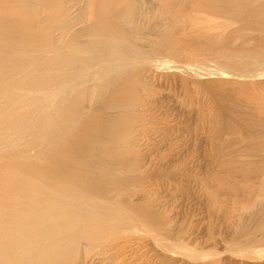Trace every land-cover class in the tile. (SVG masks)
<instances>
[{
  "label": "bare ground",
  "instance_id": "1",
  "mask_svg": "<svg viewBox=\"0 0 264 264\" xmlns=\"http://www.w3.org/2000/svg\"><path fill=\"white\" fill-rule=\"evenodd\" d=\"M199 23L207 28L200 29ZM197 24L200 32H210L207 43L201 40L203 46ZM247 31L250 37L255 34L252 46L240 42L249 37ZM110 50L147 57L135 59L129 53L127 58L123 51L120 55L126 58L110 60L106 69L100 66L91 74L95 62L102 61L92 56ZM203 50L225 54L220 55L224 59L230 54L232 59L226 60L231 68L249 70V64L237 59L241 52L256 59L264 55V0H0V264H160L155 260L162 257L165 263L167 255L168 262L180 255L185 264L200 263L206 251L195 253V244L186 240L189 250L182 233L171 226L176 218L157 205L159 188L178 185L184 193L192 178L202 183L212 207L223 195L243 196L238 211L246 217L233 224L234 242L254 234L264 240V92L246 83L257 75L255 66L247 79L239 71L213 73L231 84L219 90L222 83L210 84L205 77L217 91L200 86L196 102L184 91L180 99L175 95L178 100L166 98L169 93L159 98L158 88L154 92L142 74L145 70L136 69L168 68L167 52L182 51L190 58ZM174 63L173 72L174 67L181 72L195 64ZM100 77L110 78L98 83ZM173 86L174 93L184 85L178 90ZM10 93L43 97V103L59 99L53 108L47 106L50 111L32 108L41 99L17 109L7 97ZM189 101L191 120L185 113L190 108H183ZM205 124L215 141L206 152L207 175L199 180L200 173L192 176L196 171L184 159L190 146L186 134L204 131ZM14 145L18 148L10 151ZM8 150L12 153H3ZM172 229L182 239L174 242L172 236L168 241Z\"/></svg>",
  "mask_w": 264,
  "mask_h": 264
},
{
  "label": "rangeland",
  "instance_id": "2",
  "mask_svg": "<svg viewBox=\"0 0 264 264\" xmlns=\"http://www.w3.org/2000/svg\"><path fill=\"white\" fill-rule=\"evenodd\" d=\"M148 1V0H147ZM140 20H141V17L139 18ZM219 19V18H218ZM217 19H215V21H216ZM213 23H214V21H212ZM200 24V23H199ZM203 24L204 23H202V24H200V29H203V28H207V24H206V27L205 26H203ZM212 24V23H211ZM209 26V25H208ZM235 26V24H233L232 26H230V27H234ZM197 27H198V24H197ZM197 27H195V28H197ZM199 27L197 28V29H199ZM200 29H199V32H200ZM206 30H208V29H206ZM195 31H196V29H195ZM202 31H203V33H202ZM209 31V30H208ZM208 31H204V30H201V32L199 33L198 31V33L201 35H199L198 33L196 34L197 35V37L198 36H200L201 37V39H200V37H198L199 39H198V42L200 41V46H203L204 44H205V42L207 43V37H209V35H210V32H208ZM206 32H208V33H206ZM248 32L250 33V31H247L246 33H245V35L246 36H249V35H251L252 36V34L250 33V34H248ZM202 34H203V36L204 37H206V38H204L203 36H202ZM206 34H208V35H206ZM244 35V36H245ZM244 36H242V38H244ZM203 37V38H202ZM250 37V36H249ZM249 37H245L244 38V40L242 41L241 40V36H240V38L239 39H237V40H241L240 42H243L242 43V45H244L245 43L244 42H247L244 46H250V44H251V46L253 45L252 43H255V42H253V39H255V34H253V37H250V38H252V40L249 38ZM236 39H234L233 41H234V43L236 44V45H240L241 43L239 42L238 43V41L236 40ZM246 39H249V41L248 40H246ZM204 41V44H203V42L202 41ZM246 40V41H245ZM237 42V43H236ZM249 42V43H248ZM251 42V43H250ZM114 50H110V53L112 52V54H110L109 53V51H96L97 52V55L95 54L94 55V53L93 52H95V51H91L90 52V54H91V56L92 55H94V56H92V57H96V58H100V59H102V61H97V62H95V64H94V66H92V70L90 69V71H91V74H92V71L93 72H95V71H97V69H99V67H100V69H106L108 66H110V62H115V61H119V60H123L124 58H129L130 56H131V53L129 54V53H126L127 52V50L125 51V50H116V51H114ZM124 51V52H123ZM121 52H123V53H126L125 55H126V57H125V55H120L121 54ZM175 52V54H173V52H170L169 54H171V55H169L168 54V52H167V54L165 55V56H163V57H167V60H168V63L170 62V63H172V64H168L169 65V67L167 68V67H158L159 69L157 70V67H151V66H148V67H139V68H136V69H141V72H142V70H145V71H143L142 72V74L143 73H145V74H148V72L149 73H151V74H148V75H145L144 74V77L146 76V78H148L147 80L148 81H150V85H152L154 88V92H155V88H158V89H156V96H160L159 98H161V97H165V95H166V93H169L168 95H166V98H173L172 96H177V98L178 99H180L179 97H180V95H183V93L185 92V93H189L192 97H190V98H192L193 99V101H195L196 102V100L198 101L199 100V91L201 90V91H203V88L202 87H200V86H203V87H205V88H207L208 89V91L209 92H215V91H217V90H219V88L220 89H223V87H225V88H227V86H231V84H229V82H227V80L228 79H226V78H224V79H218L217 78V76L215 75V74H213V73H221L222 72V70H227L226 72L227 73H235V74H238L239 72V74L238 75H242V77H244V78H246V76H248L247 78H249L250 77V75L252 76V74L253 73H257V75L256 74H253V78L251 77V78H249V79H247V80H250V81H242V82H246V83H248L249 84V86L251 87V89H253V90H255V91H263L264 92V87L262 88L261 86H264V69H263V72H262V70H261V68H264V65L262 64V66H261V62H263L264 63V60L262 61V59H264V55H262V57H260L261 55H259V57H257V59H256V57H254V54H250L249 53V55H248V53H245V54H247L249 57L251 56V59L248 57V56H245L244 54H243V52H241L242 53V55L241 54H238V56L239 55H241V56H239L238 57V59H237V61H244L243 62V64L246 66V65H248V69L250 70H252V68L254 67V71H253V73L251 74V72L252 71H249V70H247V68H245V72H244V68L242 67V69L239 67L238 69L239 70H237V68L236 69H234V68H231L228 64H227V60L229 59H232V57H230V54H228V58H227V54H226V59H224V58H222V57H220V55L221 54H218V53H215V52H209V51H206V50H203V52L201 51V52H199V55H201L200 56V58H199V55L196 53V54H194V55H191V57H190V55H189V57L190 58H188L187 56H188V54L186 55V53H185V55L186 56H184V54L183 55H181V53H182V51H174ZM98 53H100V55L98 54ZM115 53V54H114ZM180 53V54H179ZM203 53H205V55L203 54ZM210 53V54H209ZM107 54H110V55H107ZM130 55L129 57L127 56V55ZM138 54L140 55V56H138ZM143 54V55H142ZM136 53V56L134 57V55L135 54H133V57L132 58H135V59H141L142 57L144 58V57H147V54H145V53ZM202 54H203V57H202ZM207 54V55H206ZM116 55V56H115ZM142 55V56H141ZM168 55V56H167ZM174 55H175V57H174ZM178 55H179V57H178ZM244 55V56H243ZM253 55V56H252ZM106 56V57H105ZM121 56H123V57H121ZM138 56V57H137ZM171 58H170V57ZM175 58V59H173V57ZM180 56H183V57H181L180 58ZM221 56H225V54L223 55H221ZM256 56H258V55H256ZM111 57V58H110ZM168 57H169V59H168ZM243 57H245V58H243ZM106 58V59H105ZM110 58V59H109ZM182 58H188L187 60H189L190 62H187L186 60L184 61ZM194 60V61H191L192 59ZM198 58V59H197ZM243 58V59H242ZM246 58L247 59H249L248 61L246 60ZM114 59H118V60H114ZM180 59V60H179ZM236 59V58H235ZM241 59V60H240ZM110 60H112V61H110ZM145 60H146V58H145ZM170 60V61H169ZM178 60V61H177ZM197 62H196V61ZM200 60V61H199ZM202 60V61H201ZM254 60H256V61H254ZM261 60V62H260V64H259V62L258 61H260ZM172 61V62H171ZM181 61V62H180ZM204 61V62H203ZM247 61V62H246ZM254 61V65L252 66V62ZM100 62V63H99ZM108 62V63H107ZM174 62H176L177 64H180V65H185V62L186 63H188V64H191V63H195L192 67H193V69H194V71H193V69L191 68V70L189 69V68H185L184 69V71H181L180 72V69L179 70H176V72H175V69H178V68H176V67H174V72H173V64H175ZM184 62V63H183ZM217 62V63H216ZM250 62V63H249ZM256 62H258L257 64H256ZM97 63V64H96ZM183 63V64H182ZM245 63H247V64H245ZM219 64V65H218ZM241 65V66H244V65ZM251 64V65H250ZM226 65V66H225ZM208 66H209V68H208ZM229 66V67H228ZM250 66H251V68H250ZM259 66V67H258ZM260 66H261V68H260ZM98 67V68H97ZM149 67H151V68H149ZM196 67H198V69L196 68ZM201 67V68H200ZM224 67H226V68H224ZM154 68L157 70H154ZM230 68V69H229ZM255 68H256V70H258V72L259 71H261V72H257V71H255ZM95 69V70H94ZM147 69V70H146ZM153 71H152V70ZM161 69V70H160ZM166 69H169V71L168 70H166ZM172 69V70H171ZM232 69V70H231ZM181 70H183V68H181ZM206 70V71H205ZM218 70H220V71H218ZM146 71H148L147 73H146ZM150 71H152V72H150ZM154 71H155V73H156V78H155V83H153L154 82V75H155V73H154ZM165 71H167V72H165ZM171 71V72H170ZM203 71H204V73H203ZM214 71V72H213ZM232 71V72H231ZM237 71H239V72H237ZM247 71H248V73H247ZM160 72H162V74H161V76H160ZM184 72L186 73V74H184ZM197 73L198 74V72H199V74H198V76L200 77H198L197 76V74L195 75L194 73ZM206 72H211V74H209V75H207V74H205ZM242 72V73H241ZM171 74V75H169V74ZM176 74V76H175V74ZM178 73V74H177ZM245 73L247 74V75H245ZM263 73V74H262ZM154 74V75H153ZM169 76H168V75ZM172 74H174L173 76H172ZM187 74H189V75H194V77H196V78H193L192 76V78L190 77V76H188ZM205 74V75H204ZM117 74H115V76H116ZM151 75H153V78H151L152 76ZM159 75V76H158ZM167 75V79L166 80H164L165 78V76ZM178 75H180V76H178ZM187 75V76H186ZM244 75V76H243ZM262 75V76H261ZM87 76V75H86ZM114 76V75H113ZM148 76H150V77H148ZM164 76V77H163ZM170 76H171V78H170ZM184 76V77H183ZM158 77H159V81H158ZM161 77H162V79H161ZM174 77V78H173ZM181 77V80L179 79ZM189 77H190V79H189ZM208 79V81H210V82H208L207 83V79ZM255 77H257V78H255ZM258 77H261V79L260 78H258ZM110 77H108V78H103V77H100V78H97L98 80H97V82L98 83H100V82H103L104 80H108ZM150 78V79H149ZM164 78V79H163ZM168 78H169V80H168ZM173 78V79H172ZM185 78H187V79H185ZM198 78H199V80H198ZM161 79V80H160ZM176 79V80H175ZM177 79H179V80H177ZM192 79V80H191ZM196 79V80H195ZM211 79V80H210ZM212 79H214V80H212ZM216 79H217V81H216ZM95 79H92V81H90L91 82V84L93 83V81H94ZM103 80V81H102ZM162 80H164V82H162L161 83V81ZM175 80V81H174ZM185 80H186V82H190L189 84L188 83H186L185 82ZM191 80V81H190ZM202 80V81H201ZM205 81V83H206V85H205V83H203L204 81ZM223 80H225L224 82H221V81H223ZM160 82L161 84H159V83H157V82ZM165 81H167V82H165ZM172 81H174V85L175 86H173V83H172ZM177 81H181L180 83L178 82L177 84L179 85L180 84V87H182L181 86V83H182V85H184L183 86V88H181V89H179L178 88V85L176 84V82ZM183 81V82H182ZM200 81V82H199ZM229 81H232V80H230L229 79ZM257 83L258 82V84L257 85H259L260 87H258L257 85H254V84H256L255 82ZM96 82V81H95ZM169 82H171V83H169ZM199 82V83H198ZM202 82V83H201ZM213 82H215L216 84H217V86L220 84V83H222V84H220L219 86H218V88H217V90H216V88H214L215 87V83L213 84V85H211L210 86V84H212ZM228 83L227 85H226V83ZM166 84V85H164V84ZM186 83V84H185ZM198 83V84H197ZM202 85H201V84ZM210 83V84H209ZM168 84H170V85H168ZM200 84V85H199ZM204 84V85H203ZM208 84V85H207ZM158 85V86H157ZM164 85V86H163ZM186 85H188V87L186 86ZM196 86V87H194V86ZM160 86H163V87H160ZM172 86H173V90H178V91H174V93H173V91H172ZM177 86V87H176ZM186 86V87H185ZM200 87V88H198L197 89V87ZM257 86V87H256ZM160 87V88H159ZM164 87H166V89L164 88ZM168 87V88H167ZM170 87H171V89H170ZM209 87H211L213 90H210V88ZM165 90H164V89ZM176 88H178V89H176ZM189 88V89H188ZM194 90H193V89ZM256 88H261V89H256ZM167 89H170V92H169V90H167ZM183 89V90H182ZM196 89V90H195ZM214 89H215V91H214ZM157 90H160L161 92H158L157 93ZM162 90H164V92L162 91ZM166 90H167V92H166ZM172 91V92H171ZM182 91V92H181ZM184 91V92H183ZM197 91V92H196ZM165 93V94H163V93ZM176 92L178 93V94H176ZM197 93V94H196ZM154 94V95H155ZM160 94H162V95H160ZM201 94V93H200ZM11 93H10V95H8L7 97L9 98V100L10 99H12V101L14 102H8V103H10V104H15L16 105V107H17V109L18 108H23V107H27V108H30V107H32L33 106V104H34V102H36L37 101V99H39L38 97L39 96H36L37 98H33V96H30L29 97V95H27L26 96V94H23L22 95V93H20L18 96L19 97H13V95H12V97H11ZM57 95V94H56ZM59 95V94H58ZM171 95V96H170ZM22 96H24V99H23V97ZM176 96L174 97V98H176ZM11 97V98H10ZM22 97V99H23V101H22V99H20ZM29 98V100H30V98L32 99L31 101H33V103H31V101H29L28 100V98ZM18 98L22 101L21 103L19 102L20 100H18ZM25 98H27V99H25ZM57 98V99H56ZM176 98V99H177ZM36 99V100H35ZM40 99H41V101L40 102H38L37 101V103H36V105H35V107H32V108H40V107H44V106H46V110L48 109V111H50V109H52L53 107L52 106H54V102L56 103V101L55 100H58L59 98L58 97H55V100L54 99H50V98H46L47 100L45 101V103H43V97L41 98L40 97ZM39 99V100H40ZM45 99V98H44ZM177 99V100H178ZM49 100V101H48ZM53 102L52 104L50 103L51 101ZM25 101V102H24ZM30 102V103H29ZM47 102H49L48 104H47ZM39 103V104H38ZM188 103H190V101L188 102ZM32 104V105H31ZM20 105V106H19ZM21 105H23V107L21 106ZM26 105V106H25ZM41 105V106H40ZM52 105V106H51ZM192 105V106H191ZM30 106V107H29ZM47 106H51L52 108H48ZM185 106H187V108H185ZM183 108H184V110L186 111V110H188V108H190V107H193V104H189V105H185ZM189 106V107H188ZM36 109V110H37ZM192 109V110H191ZM189 111V112H188ZM188 111H186L185 113H187V115H188V119H192V117L193 116H189L190 114H192V112H193V108H190V110H188ZM191 112V113H190ZM189 113V114H188ZM194 114V113H193ZM192 114V115H193ZM176 118V117H175ZM180 120L181 119H179V122H180ZM182 120H184V119H182ZM177 122H178V120H176ZM35 123V122H34ZM205 128H203L204 129V131H201V129H198V130H192V132H195V134L194 133H191V131H189V133L187 132V137L186 138H188V142H190L189 144H190V146L189 147H187V151H188V153L190 154H188L187 153V156H185V158L184 159H186L187 158V161H189L190 162V166L191 167H188V168H190V169H192V171H196L195 173H193V175L192 176H195V174L196 175H199L198 173H200V175L198 176L199 177V180L202 178V179H205L204 178V176L205 175H207L206 174V172H207V164H208V162L206 161V160H209L208 158H207V153H208V150H209V147H210V145L213 143V142H211L212 141V139H213V141H215L214 140V138H212L211 136H210V134L212 135V133H210V130L207 128V125L205 124V125H203ZM202 126V127H203ZM202 129V130H203ZM207 129V130H206ZM208 131H209V133H208ZM38 133V132H37ZM22 134V133H21ZM23 134H24V132H23ZM201 137V138H200ZM198 138V139H197ZM211 139V140H210ZM205 143H204V142ZM211 142V143H210ZM25 142H23V143H21V144H19V146L21 145V147H25V144H24ZM15 148V149H14ZM16 148H18V147H16V145H14L13 146V148L10 150V151H15L16 150ZM190 149V150H189ZM9 150L8 151H5V152H3V153H12V152H10ZM187 151H185V152H187ZM189 151H191V152H193L192 153V155H191V152H189ZM195 151V152H194ZM204 154H203V153ZM207 152V153H206ZM194 154V155H193ZM202 154L203 155H205V156H202ZM186 155V154H185ZM189 155V156H188ZM190 157V158H189ZM202 157H203V159H202ZM191 160H189V159ZM200 160V161H199ZM186 160H185V162H187ZM199 161V162H198ZM206 161V162H205ZM192 162V163H191ZM198 162V163H197ZM197 163V164H196ZM195 164V165H194ZM202 164V165H201ZM199 165V166H198ZM192 167H194V168H192ZM196 167H197V169H196ZM204 169H206V170H204ZM203 174V175H202ZM202 176V177H201ZM197 177V178H198ZM206 177V176H205ZM193 179H195V182H192V181H194ZM190 182H188V185H184V186H186L187 188V191H185V192H188V193H183V192H181V190L182 189H180V187L177 185V186H173L174 187V189H172L171 187L169 188V186H162L161 188H159L158 189V191H157V195L160 197V199H159V197H158V202H157V205L158 206H160L161 208H165L166 209V211L169 213L170 211L172 212V214H171V212L169 213L170 215H171V217H174V218H171V219H175V222H174V220H171L172 221V224H171V226H172V228H174L173 226H175V228L177 229H172V231L174 230H176L175 232H176V234H178L179 233V235H181V233H182V235H181V237L182 238H184L183 240V244L185 243L186 244V240H187V243H191V244H195V246L193 247L192 245H191V247H192V249H190V246H188L187 244V248H189V250H192V251H194L195 253H198V254H201L204 250L206 251H204L205 253H202L203 255H205L206 257L205 258H201V260H202V262L200 261V263L197 261V259L196 260H194V262H192V264H264V242H262V241H264V240H260V238H261V231H259L258 233L259 234H261V235H255L254 234V236L252 235V236H250V238H252V239H249V237H247V239L245 238V239H241V240H235V242H234V239L232 238V233L234 232V226H235V224L236 223H234V222H237V220L238 219H241L240 217H243V218H245L246 217V213H243V212H240V211H238V206H239V203H241L242 202V200H241V198L243 197V196H238L236 199H237V201H235L236 199H235V197H232L231 198V196H229V195H227L226 197H224V195L222 196L223 198L222 199H220V202H218L219 204H217L216 205V207H212V206H210V204H209V201H208V197H207V195H206V193H204V191H203V185H202V183L200 182V181H198V179H196V178H192V180H189ZM210 181H208L207 183H208V185H214L213 184V182H211L212 184H210L209 183ZM193 183H196V184H193ZM185 184H187V182H185ZM197 185H198V187H197ZM165 187H167V188H165ZM177 187V188H176ZM179 187V188H178ZM195 187V188H194ZM163 188H165V189H163ZM200 188V189H199ZM161 189V190H160ZM176 189V190H175ZM180 189V190H179ZM165 192H164V191ZM177 190H179V191H177ZM201 190V191H200ZM163 191V192H162ZM177 191V192H176ZM180 192V193H179ZM156 194V193H155ZM179 194V195H178ZM186 196H185V195ZM189 195V196H188ZM170 196V197H169ZM184 196V197H183ZM157 197H156V200H157ZM162 197V198H161ZM181 197H183V198H181ZM185 198H187L188 200H185ZM163 199V200H162ZM170 199V200H169ZM177 199V200H176ZM235 199V200H234ZM234 200V201H233ZM162 201V202H161ZM161 203H162V205H161ZM170 203H172V204H170ZM171 206H172V208H171ZM167 207V208H166ZM169 208V209H168ZM170 208L172 209V210H170ZM245 215V216H244ZM263 216V218H264V213L262 214ZM239 217V218H238ZM242 218V219H243ZM237 219V220H236ZM264 220V219H263ZM264 222V221H263ZM233 224H234V226H233ZM263 227H264V224L262 225ZM179 229H181L180 231L181 232H179ZM263 230V232H264V228H262ZM174 231L172 232V234H170L169 235V238H168V241L170 240H172L173 241V238H172V236H176V238H174V242H177L176 241V239H179L180 240V236H177V235H175V233H174ZM178 232V233H177ZM261 232V233H260ZM174 233V234H173ZM256 236V237H255ZM257 237L259 238V242H258V239H257ZM170 238H172V239H170ZM181 238V239H182ZM229 239H231V240H233V241H230ZM253 239H255V240H253ZM178 240V241H179ZM167 241V240H166ZM171 241V242H172ZM243 241V243H240V242H242ZM181 242H182V240H181ZM231 244H230V243ZM254 242H256V243H260V244H254ZM261 242H262V244H261ZM184 244V245H185ZM236 244V245H235ZM254 244V245H253ZM142 245V244H141ZM140 245V248L142 247L143 248V245L141 246ZM244 247H243V246ZM253 245V246H252ZM197 246V247H196ZM230 246V247H229ZM233 246H235V248L233 247ZM260 246V247H259ZM239 247V248H238ZM245 247H246V249H245ZM256 247V248H255ZM259 247V248H258ZM195 248H197V249H195ZM230 248V249H229ZM241 248H243V250H241ZM247 248L250 250V251H252V252H250V255H251V257H255L256 256V259L255 258H251L250 257V255H248L247 253H249V252H246V250H247ZM196 250H197V252H196ZM201 250V251H200ZM203 250V251H202ZM209 252H208V251ZM240 250V251H239ZM248 250V251H249ZM257 250V251H256ZM261 250V252L260 253H263V255L261 256V254H259V252L258 251H260ZM199 251V252H198ZM256 251V252H255ZM201 252V253H200ZM208 252V253H207ZM212 252V253H211ZM243 252H246V254L245 253H243ZM243 253V254H242ZM254 253H257L256 255L254 254ZM207 254H209L210 256H208ZM212 254H214L213 255V257H212ZM236 254V255H235ZM242 254V255H241ZM244 255H246V257H247V255H248V257L250 258H245L244 257ZM179 257H180V255H178ZM166 258H167V260H169L170 259V256L169 255H167V256H165ZM179 257H175L174 256V258H171V260L168 262L166 259H164L163 258V260L165 261V263L164 264H185V263H183L182 262V260L179 258ZM207 257H209V259L207 258ZM211 257V258H210ZM258 257V258H257ZM162 258V257H161ZM160 258V259H161ZM200 258V257H199ZM207 258V259H206ZM213 258V259H212ZM160 259H158V260H155L156 262L157 261H159L160 262V264H163L161 261H160ZM205 259L207 260V261H205ZM177 260V261H176ZM181 260V261H180ZM167 261V262H166ZM209 261V262H208ZM171 262V263H170ZM182 262V263H181ZM196 262H198V263H196Z\"/></svg>",
  "mask_w": 264,
  "mask_h": 264
}]
</instances>
